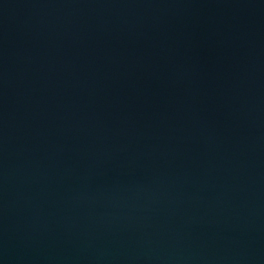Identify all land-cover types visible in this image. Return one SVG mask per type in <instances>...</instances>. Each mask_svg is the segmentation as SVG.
I'll return each instance as SVG.
<instances>
[{"label": "water", "instance_id": "water-1", "mask_svg": "<svg viewBox=\"0 0 264 264\" xmlns=\"http://www.w3.org/2000/svg\"><path fill=\"white\" fill-rule=\"evenodd\" d=\"M0 264H264V0H0Z\"/></svg>", "mask_w": 264, "mask_h": 264}]
</instances>
